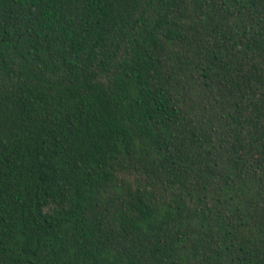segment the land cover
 I'll return each instance as SVG.
<instances>
[{"label":"trees","instance_id":"trees-1","mask_svg":"<svg viewBox=\"0 0 264 264\" xmlns=\"http://www.w3.org/2000/svg\"><path fill=\"white\" fill-rule=\"evenodd\" d=\"M0 264H264V0H0Z\"/></svg>","mask_w":264,"mask_h":264}]
</instances>
